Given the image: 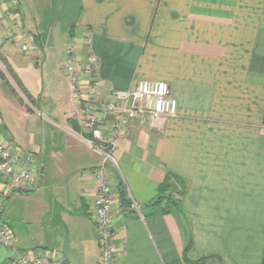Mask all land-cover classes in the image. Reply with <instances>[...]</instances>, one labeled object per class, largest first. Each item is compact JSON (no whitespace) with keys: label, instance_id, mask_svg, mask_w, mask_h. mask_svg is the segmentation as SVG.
<instances>
[{"label":"crops","instance_id":"crops-1","mask_svg":"<svg viewBox=\"0 0 264 264\" xmlns=\"http://www.w3.org/2000/svg\"><path fill=\"white\" fill-rule=\"evenodd\" d=\"M19 31L33 37L27 52L15 40ZM88 36L102 95L164 80L178 102V116L131 121L118 140L115 264H264V0H0V56L35 106L44 99L60 120L53 126L64 146L49 171L39 147L0 137L35 150L42 163L38 185L20 191L44 180L63 188L62 254L71 264L100 259L92 169L102 158L82 139L88 132L62 68L72 42V55L86 59ZM168 177L183 190L179 210L147 207ZM122 188L142 214L127 193L123 201ZM15 234L21 252L50 250ZM11 261L0 245V264Z\"/></svg>","mask_w":264,"mask_h":264},{"label":"built area","instance_id":"built-area-1","mask_svg":"<svg viewBox=\"0 0 264 264\" xmlns=\"http://www.w3.org/2000/svg\"><path fill=\"white\" fill-rule=\"evenodd\" d=\"M14 4L18 0H13ZM22 51L27 52L33 37L23 31L15 34ZM87 57L84 61L75 58L74 42L68 46V57L62 68L69 80L75 102L79 104L77 120L88 135L83 141L101 155L99 165L93 167L92 175L97 183L92 217L98 230L102 256L98 264H115L120 252L116 243L113 212L116 201L115 175L121 173L117 157L118 140L123 129L134 120L157 121L163 116H178L177 99L171 95L170 84L164 80L142 79L132 90H110L102 95L97 80L99 57L95 54L91 38H87ZM86 77V79H85ZM42 163L33 149L17 147L0 137V215L1 204L12 191L35 188L40 180ZM131 208L142 214L140 203L130 190ZM0 245L11 250V264H71L62 253L48 249L21 252L12 227L0 219Z\"/></svg>","mask_w":264,"mask_h":264},{"label":"rangeland","instance_id":"rangeland-1","mask_svg":"<svg viewBox=\"0 0 264 264\" xmlns=\"http://www.w3.org/2000/svg\"><path fill=\"white\" fill-rule=\"evenodd\" d=\"M0 68L25 100L23 103L17 95L11 93L0 77V110L3 114L1 121L4 123H0V132L2 136L18 145L28 144V146L39 147L42 151L41 157L46 162V169L50 171L53 166L54 152L63 150L64 146L63 131L53 126L60 120L46 113V108L43 106L44 99L42 102L38 100L37 106H34L25 97L1 60ZM33 109L44 112L47 114L46 117L41 119ZM45 182L44 180L40 189L32 192L12 191L1 204L2 219L15 230L19 237L37 240L52 251L66 254L64 237L68 229L66 230L65 221H63L64 205L62 204L68 203H65L66 199L64 202L63 197L58 196V193L63 192L62 187L57 189L51 180ZM70 203L73 204V200ZM98 246L101 259L102 249L99 240Z\"/></svg>","mask_w":264,"mask_h":264},{"label":"trees","instance_id":"trees-1","mask_svg":"<svg viewBox=\"0 0 264 264\" xmlns=\"http://www.w3.org/2000/svg\"><path fill=\"white\" fill-rule=\"evenodd\" d=\"M0 60L2 61V63L5 64L7 71L10 73V75L14 78V80L20 86L25 97L35 106L36 105V99L31 95V93L21 83V81L17 77L14 70L7 63V60L3 56H0ZM0 77L4 81L5 85L15 95H17L23 103H25V100L18 94L16 88L13 86V84L10 82V80L7 78L5 72L1 68H0ZM28 108L31 109V107L29 105H28ZM174 183H177L176 179H174L172 177H168L165 180V182L162 184L161 189H160V193L147 207L157 208V209L163 210L165 212H176L177 210H179L180 198H181L183 190H182V188H180L178 186L176 189H174L175 188ZM121 196H122L123 201H127L126 190L124 188H122V190H121ZM207 258L208 257L200 258L198 261H204Z\"/></svg>","mask_w":264,"mask_h":264}]
</instances>
